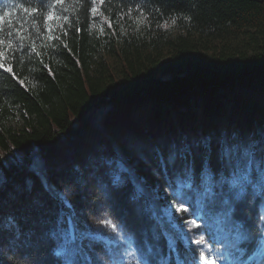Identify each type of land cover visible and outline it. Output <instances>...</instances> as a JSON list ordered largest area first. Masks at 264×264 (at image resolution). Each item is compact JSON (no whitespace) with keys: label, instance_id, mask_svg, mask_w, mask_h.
I'll return each mask as SVG.
<instances>
[{"label":"trees","instance_id":"16d2710c","mask_svg":"<svg viewBox=\"0 0 264 264\" xmlns=\"http://www.w3.org/2000/svg\"><path fill=\"white\" fill-rule=\"evenodd\" d=\"M16 4L22 7L16 8ZM23 7L39 11L28 15ZM90 7L97 12L88 11ZM6 12L10 15H4ZM48 12L56 19L45 22ZM0 16L4 17L0 25V64L4 65L0 68V194L4 192L0 206L20 210L21 199L14 191L20 192L22 186L14 181L23 173L26 178L33 173L40 181L57 183V165L54 168L53 159L46 161L60 148L88 158L91 154L83 153L93 151L92 144L104 155L107 142L111 153L123 163L127 180L143 189L144 211L152 209L160 223L165 264H178L189 241L178 220L165 214L170 198H166L164 180L158 175L164 170L163 156L149 118L159 105L152 112L154 119H162L161 108L175 119L173 105L185 98L199 124L197 141L207 148L208 138L202 133V92L220 94L229 111L235 106L229 93L236 85L245 93L251 86L264 97V0H89L87 5L83 0H0ZM20 31L24 41L19 38ZM247 103L251 108L250 97ZM261 105L259 118L253 120L256 141L244 147L242 154L239 143L233 144L241 179L237 187L225 188L224 198L229 203L222 208L239 222L232 238H242L236 252L230 257L225 254V264H258L264 257V172L258 171L264 157L263 153L260 156L264 151ZM121 107L130 117L121 116ZM229 117L234 129L229 138L237 141L242 126ZM227 124L225 121L223 126ZM130 125H141L140 134L152 141V162L135 156L113 136L127 139ZM172 125L178 128L176 120ZM190 131L193 136L192 128ZM246 157L250 159L244 162ZM102 158L85 162L84 174L103 173L110 180L115 169H104ZM190 160L200 172L204 153L192 155ZM210 163L213 168L212 160ZM60 164L64 166V162ZM49 190L60 194L53 185ZM11 213L1 216V224L20 245L9 249L0 264H16L18 257L24 264H62L49 244L32 245L26 214ZM218 214L220 208L207 216L216 223ZM146 234L153 236L148 229ZM136 237L146 250L145 237L139 232ZM1 239L6 241L4 236ZM26 240L30 243L25 244ZM82 260L91 264L84 251Z\"/></svg>","mask_w":264,"mask_h":264},{"label":"rangeland","instance_id":"374dc122","mask_svg":"<svg viewBox=\"0 0 264 264\" xmlns=\"http://www.w3.org/2000/svg\"><path fill=\"white\" fill-rule=\"evenodd\" d=\"M243 91L244 89L240 85H236L233 90H230L229 94L233 97L232 99H234L233 101L235 103V106H233L232 109L230 108L231 111L225 106L220 94L217 92L207 91L200 94L203 96L201 99L202 133L208 138V143L213 146L225 143L233 148V144L238 142L241 150L240 154H242L244 147H251L250 144L256 141L257 126L256 128L254 127L253 120L254 118H259L261 114L259 111L262 106L261 102L264 104V97L251 86L247 88L248 94ZM247 96L251 99V108L247 103ZM173 106L175 119L171 118L169 111L162 108L159 109L162 119H154V109L161 107L159 105H156L153 111L150 110L153 112H151V117L149 118L151 132L153 137L159 140V146L163 156L162 162L166 161L173 153L179 154L185 149L188 150V146L192 149V152H188L189 158L192 156V153L196 156L199 153H205L207 150V148H203L200 141H197V139H199L200 128L196 114L187 100L181 97ZM123 110L124 108L122 107L119 110V112H122L120 113L121 116L129 115L128 117H130V114ZM145 116L146 115H143L142 117ZM229 116L234 118V120L238 122V125L240 123V126H242L237 141L229 138L232 137L234 133V129L230 127V123H233V121ZM173 120H176L178 128L172 125ZM225 121L229 124L223 126ZM114 124L115 123H113L108 130H110ZM190 128H192L194 132L193 136ZM127 129L128 137L127 139L123 137L127 143H125L119 135L114 134L113 136L124 143L131 152H134L135 156L145 159L147 163L152 162L150 160L153 155L150 151L152 141L140 134V132L143 131L141 125H130ZM260 129L264 134V124ZM182 132L184 133L183 141L181 139ZM90 134L92 133L90 132ZM259 145L263 146V144ZM259 145H256L255 149L258 148ZM91 146L94 149L93 151H85L83 153V155H85L89 152L91 156L88 158H80L77 157V154L65 152L60 148L61 146H59L61 150L57 152L54 157L50 156L47 158V164L53 159L54 168L57 165L54 170L55 175L59 177L57 183L53 181L51 183L40 181L33 173L28 175L27 178L25 173L16 177L14 183L17 181L16 185L19 187L22 186V192L16 190L14 192L18 193L14 196L21 199V202L19 201L18 203L22 204V207L20 210L15 211L14 207L5 209L0 206V236L6 238L4 243H2V239L0 240V263H2L3 259L10 253L9 249H17L20 245V242L13 241L10 237L12 236V231L3 229L1 224V216L12 212L13 214H11L13 216H15L16 213L26 214L27 221L25 225L31 230L30 239L32 245L39 246L42 243L49 244L51 250L62 264H65V257L56 255V252L60 250L59 245L61 242L53 237V232L56 231V221L60 219H63L64 227H68L70 224L77 237L75 244L76 255L74 257L75 264H83V251L91 264H115L117 260L121 261V264H136V262L131 261L127 256L128 239L131 240L139 261H146L147 264H161L157 260H151L149 256L144 254L146 253L149 255L151 253L152 243L155 246L157 245L160 229L159 221L155 218L153 210L151 209V211L148 212L143 209L146 204V198L143 193L141 194L138 192V188L140 187L137 184H132V180H127L124 165L120 160L116 159L115 154L111 153V145L109 143H104V155L97 149L96 145L92 144ZM261 153L264 154V151L260 152V156ZM246 154L249 155L250 153ZM100 156H103L101 160L103 161L104 169L106 168L107 171L112 170V167L115 169L110 180L103 173H96L93 175L84 174V172H86L84 163L91 162L92 159L99 158ZM249 159L250 158L246 157L243 161L245 162ZM211 160L213 168L216 171L219 167L221 168L215 154H213ZM62 162H64V166L61 167L60 163ZM262 162L263 165L259 166L260 169L258 170L260 174L264 172L262 170V168H264V157L262 158ZM150 164L151 163H149V165ZM240 167L245 171L248 170L243 166ZM194 168L196 173L199 174L197 167ZM123 169L124 172H122ZM57 170L60 175L57 173ZM98 170L102 169L98 168ZM23 172H25V170H23ZM117 176L120 178V182L114 183L113 181ZM7 182L9 181L5 183ZM50 185H53L54 190L60 193L58 196L49 190ZM11 188H14V184ZM3 193H1L0 196L3 195ZM62 196L65 200L61 199ZM19 204L16 205V207H18ZM166 210L168 211L169 207ZM200 217L203 218L201 219ZM220 217L228 226L235 225V222L225 215L222 207L220 208ZM188 218L196 219L197 223L200 224V229L194 231L197 235L205 236V244L204 246L192 244L191 234L188 232L187 226L178 221L180 228L186 232L195 254L194 257H186L187 264H201L198 259L199 252L205 251L206 253H214L216 249H219L220 252L223 253L217 262V264H222L224 262L223 257L226 258L225 254L230 257L232 251L235 250L236 252L239 249L238 239H241L242 236L236 235V238H232L230 230L227 229L224 237H217L216 234L218 232L215 230L213 231L212 224H209V217L204 215L203 212L195 211L194 214L190 215ZM102 219L114 221L119 226L116 232L112 231L108 226L98 223V221ZM151 225H153L154 228H152ZM146 228L152 231L154 236L151 238L148 237ZM232 230L235 231V229ZM117 232L125 236L126 239L121 240L119 236H117ZM138 232L145 237L146 244L150 245L146 247V250L141 249L138 245L136 237ZM235 232L237 233V230ZM12 243H14V245H11ZM29 243L30 240H26L25 244ZM232 257H235V255ZM263 263L264 257L259 258L258 264ZM16 264L24 263L23 260L18 257L16 258Z\"/></svg>","mask_w":264,"mask_h":264},{"label":"snow or ice","instance_id":"6c2138e0","mask_svg":"<svg viewBox=\"0 0 264 264\" xmlns=\"http://www.w3.org/2000/svg\"><path fill=\"white\" fill-rule=\"evenodd\" d=\"M62 2V0H58ZM104 0H101L103 3ZM83 3L87 5L89 0H83ZM51 6V5H50ZM16 8L22 7L20 4L15 5ZM24 13L33 15L39 11V9L32 7H23ZM91 13L95 14L97 9L90 7L88 9ZM4 15H10L5 13ZM45 22H51L56 17L52 12H48L45 17ZM67 19V17H65ZM4 23V17L0 16V25ZM23 24L20 23L19 27L22 28ZM48 31H52L48 29ZM77 31H80L79 29ZM21 41L25 40V36L22 31L19 33ZM49 40L53 39V36L48 37ZM55 39H60L56 37ZM11 48V44H9ZM33 51L35 52V46L33 45ZM37 55H39L37 53ZM47 68V65H43ZM0 68H4L3 64H0ZM11 71V69H5ZM187 149L181 151V153H173L166 161L163 162L164 170L159 173V177L164 180V190L166 198L169 199V210L165 213L182 222L187 226L188 232L191 234V243L197 246H204L205 236L197 235L194 230L200 229V224L196 219H189L188 217L194 214L195 211L203 212L204 215H210L214 210L228 205L229 201L224 198L225 188L231 186L235 188L239 185L241 177L238 176V165L235 156V149L229 147L227 144L222 143L216 146L209 144L207 150L204 153L205 161L202 162L201 170L199 174L196 173L194 165L189 158ZM213 154L216 155L218 163L223 168V172H217L211 167V158ZM194 156L195 154L192 153ZM114 183H119L120 178L115 177ZM242 188V185H240ZM138 192L143 193V189L138 188ZM228 215L230 218V214ZM201 219L203 217H200ZM98 223L108 226L112 231L116 232L119 227L114 221L108 219L99 220ZM63 219L56 221V231L53 232V237L59 240L60 250L56 252L57 256L65 257V264H75L76 255V240L75 232L72 230L70 224L68 227H64ZM117 236L121 240H125V236L117 232ZM127 256L131 261L136 264H147L146 261L141 262L138 260L135 250L133 249L132 242L128 239ZM170 243L174 244V241ZM223 253L219 249H216L214 253L200 251L198 259L201 264H217L219 257ZM115 264H121V261H115Z\"/></svg>","mask_w":264,"mask_h":264}]
</instances>
